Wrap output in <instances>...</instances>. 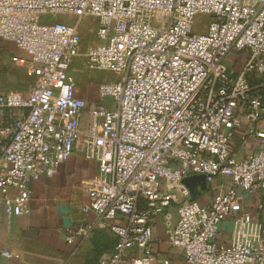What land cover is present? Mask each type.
Here are the masks:
<instances>
[{
    "label": "built area",
    "instance_id": "obj_1",
    "mask_svg": "<svg viewBox=\"0 0 264 264\" xmlns=\"http://www.w3.org/2000/svg\"><path fill=\"white\" fill-rule=\"evenodd\" d=\"M47 15L77 20L40 24ZM85 18L99 42L87 68L119 76L91 108L68 73ZM0 39L33 80L27 95L0 94L8 216L28 213L31 183L79 152L98 166L84 208L97 223L73 235L100 224L116 238L99 264H170L154 250L156 219L187 264H264V228L245 210L264 191V0H0ZM193 174L213 191L206 205L183 184Z\"/></svg>",
    "mask_w": 264,
    "mask_h": 264
},
{
    "label": "crops",
    "instance_id": "obj_2",
    "mask_svg": "<svg viewBox=\"0 0 264 264\" xmlns=\"http://www.w3.org/2000/svg\"><path fill=\"white\" fill-rule=\"evenodd\" d=\"M4 51H10V61L2 60ZM21 55L15 44L0 39V77L8 83V89L14 88L12 85L18 87L29 78L24 69L12 63L14 56ZM30 88L21 93L27 95ZM7 93L20 91L0 90V94ZM97 171L96 162L75 152L52 177H42L31 183L28 213L19 217L8 216L1 206L0 252L9 251L13 256H0V264H99L102 258H108L116 238L107 226L98 224L86 236L73 235L78 227L97 223L93 213L84 212L90 203L86 185L94 179ZM207 193L208 203L213 191ZM261 203L263 209H259ZM245 210L252 215L254 222L264 228V191L247 198ZM232 227L230 221L222 225L220 242L230 241ZM72 235L73 241L69 243L68 237ZM153 235L154 250L160 260L168 259L170 264H187L184 253L168 243L162 219L154 221Z\"/></svg>",
    "mask_w": 264,
    "mask_h": 264
},
{
    "label": "rangeland",
    "instance_id": "obj_3",
    "mask_svg": "<svg viewBox=\"0 0 264 264\" xmlns=\"http://www.w3.org/2000/svg\"><path fill=\"white\" fill-rule=\"evenodd\" d=\"M205 18H199L197 20L195 30L197 33H205L206 28L204 27ZM77 19H71L67 16H41L39 19V23L43 25L53 24L55 22H75ZM82 25V44L80 48L79 56L74 60L69 75L72 78L75 86H76V94L78 97L86 100L88 102L89 107H94L98 103V86L100 84H110L117 82L119 76L115 73L111 72H98V71H91L87 68L86 57L89 49L92 46L99 44L97 41V37L95 36L96 30L98 27V23L94 19L85 18L81 22ZM11 53L10 51H4L2 55L3 61H10ZM243 64V59H239L238 66ZM21 72V71H20ZM12 73V72H8ZM14 73H17L14 72ZM33 83L31 78H26L23 84H20L18 87L16 85L14 88H9L15 91H23L24 89H29ZM8 83L2 80L0 77V90L7 91ZM105 104L112 105V102L106 101ZM204 176L193 174L186 178H184V184L188 188L190 192V197L193 200H197L200 204H207L206 197H208L207 192H202L201 186L204 182ZM205 194V195H203Z\"/></svg>",
    "mask_w": 264,
    "mask_h": 264
},
{
    "label": "water",
    "instance_id": "obj_4",
    "mask_svg": "<svg viewBox=\"0 0 264 264\" xmlns=\"http://www.w3.org/2000/svg\"><path fill=\"white\" fill-rule=\"evenodd\" d=\"M204 179V182H203V184H202V186H201V189H202V192H205V191H207V185H206V181H205V177L203 178ZM183 184H184V181H183ZM185 185V184H184ZM186 186V185H185ZM192 199V198H191ZM193 200V199H192Z\"/></svg>",
    "mask_w": 264,
    "mask_h": 264
}]
</instances>
